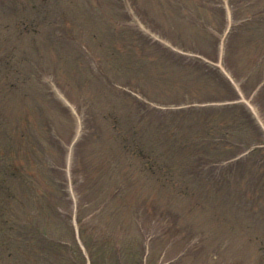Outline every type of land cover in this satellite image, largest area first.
<instances>
[{
  "label": "rangeland",
  "instance_id": "1",
  "mask_svg": "<svg viewBox=\"0 0 264 264\" xmlns=\"http://www.w3.org/2000/svg\"><path fill=\"white\" fill-rule=\"evenodd\" d=\"M234 5L236 23L249 5L264 11V0H0V171L8 170L0 179V264H90L73 237L79 208L100 232L98 264H111L105 252L118 240L135 264L138 207L156 237L153 264H264V188H248L256 176L242 175V166L226 187L196 185L176 197L160 186L162 174L138 170L123 138L137 109L244 103L264 125V58L254 56L264 47V19L243 32L229 63L214 59ZM47 117L57 120L63 151ZM134 126V138L151 145L153 127Z\"/></svg>",
  "mask_w": 264,
  "mask_h": 264
},
{
  "label": "trees",
  "instance_id": "2",
  "mask_svg": "<svg viewBox=\"0 0 264 264\" xmlns=\"http://www.w3.org/2000/svg\"><path fill=\"white\" fill-rule=\"evenodd\" d=\"M246 2L247 0H242L243 4ZM245 9L247 18L234 25L228 39V42L234 43L232 48L236 50L243 47L239 39L243 32L253 31V27L262 23L264 19V11L257 12V9L252 8L251 5ZM236 10H239L238 7ZM229 45L233 44L230 43ZM214 53H216V49ZM254 56L255 58H264V47H257ZM152 112H157V115L152 116L148 121L156 134L152 139V144L143 147L144 143L134 138L137 130L133 126V122L130 125L132 126L130 133H124L123 136L125 147L130 150V155L133 158L139 159L142 171L147 170L151 173L164 175L162 179H159L161 181L160 186L177 190V193L180 194L192 193L191 188L196 185L198 188L209 186L205 176H201L202 179L195 176L196 174L202 175V168L208 163L207 159L226 156L235 152L234 150L240 148L241 145L248 147L259 141V137L256 135L250 136L251 131L256 129V124L251 119V114L247 109H178L168 113L154 109ZM143 124L137 122V128L143 127ZM190 149L191 154L186 160L182 156ZM263 152V149L255 150L258 155ZM182 159L185 162L177 164L176 161ZM257 163L258 159L255 157L251 163L253 166H248V169L257 170V173H260V169H254V166L258 167ZM182 169L183 172L186 170V175H182L180 172ZM235 172L231 171V173ZM167 174H172V177L165 176ZM175 174L179 175L176 176ZM223 174L221 173V175ZM229 180L230 178L221 179V184H218L223 187L227 186Z\"/></svg>",
  "mask_w": 264,
  "mask_h": 264
}]
</instances>
